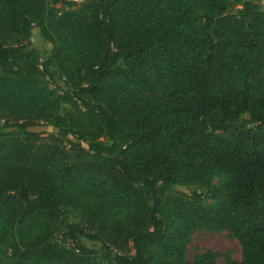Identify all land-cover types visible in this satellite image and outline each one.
<instances>
[{
	"label": "trees",
	"instance_id": "16d2710c",
	"mask_svg": "<svg viewBox=\"0 0 264 264\" xmlns=\"http://www.w3.org/2000/svg\"><path fill=\"white\" fill-rule=\"evenodd\" d=\"M253 1L0 0V264H264ZM198 231L227 232L240 260L188 261Z\"/></svg>",
	"mask_w": 264,
	"mask_h": 264
},
{
	"label": "rangeland",
	"instance_id": "374dc122",
	"mask_svg": "<svg viewBox=\"0 0 264 264\" xmlns=\"http://www.w3.org/2000/svg\"><path fill=\"white\" fill-rule=\"evenodd\" d=\"M78 3H82L85 0H75ZM253 4L258 6L260 11L264 12V0H254ZM236 9H240V6H236ZM38 29H33L32 30V35L29 38V44L30 48L34 49V53L38 56L41 57L43 52H49L51 49V46L42 40V38L38 34ZM53 87V86H51ZM72 109L69 105L67 104H61L59 109H58V114L62 117H66L69 114L72 113ZM2 125V121L0 122V127ZM35 131L39 132L42 137H46L49 133L56 132L55 129L49 128V127H38L35 128ZM94 131L89 132L88 136H92ZM99 141H102V138L98 139ZM84 145V144H83ZM224 180V176H216L212 180V184L214 186H218L220 182ZM174 190L180 194H186L191 191H196V192H201L207 197L208 195L206 194V188L201 187V186H175ZM73 220H77V217L69 219V222ZM58 230L60 232L64 231V225L60 224ZM54 239L58 240L59 239V232H56L54 234ZM84 243L88 247H95L98 248V245H92L88 242ZM209 250L212 252H217L221 256H228L231 260L233 261H239L240 260V248L237 243V241L232 238L231 236L228 235L227 232H218V233H213V232H205V231H198L194 233L191 237L189 242L186 245V259L188 261H192L194 256L201 254L203 251ZM216 264H224V260L222 257L218 258L215 262Z\"/></svg>",
	"mask_w": 264,
	"mask_h": 264
}]
</instances>
